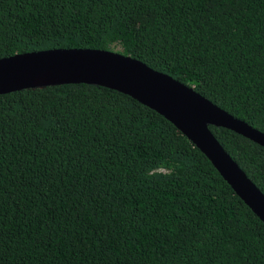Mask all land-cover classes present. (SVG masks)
<instances>
[{
	"label": "trees",
	"instance_id": "1",
	"mask_svg": "<svg viewBox=\"0 0 264 264\" xmlns=\"http://www.w3.org/2000/svg\"><path fill=\"white\" fill-rule=\"evenodd\" d=\"M128 55L264 133V0H0V58ZM209 130L264 195V148ZM0 264H264V224L162 115L68 83L0 94Z\"/></svg>",
	"mask_w": 264,
	"mask_h": 264
},
{
	"label": "water",
	"instance_id": "2",
	"mask_svg": "<svg viewBox=\"0 0 264 264\" xmlns=\"http://www.w3.org/2000/svg\"><path fill=\"white\" fill-rule=\"evenodd\" d=\"M68 83L127 94L171 122L197 148L238 198L264 224V195L209 130L225 128L264 148V133L191 87L116 51L55 48L0 58V94Z\"/></svg>",
	"mask_w": 264,
	"mask_h": 264
}]
</instances>
